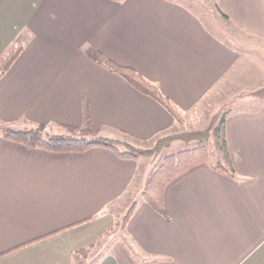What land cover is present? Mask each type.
Segmentation results:
<instances>
[{"label":"crops","instance_id":"1","mask_svg":"<svg viewBox=\"0 0 264 264\" xmlns=\"http://www.w3.org/2000/svg\"><path fill=\"white\" fill-rule=\"evenodd\" d=\"M210 1L256 38V54L182 0H0V58L23 46L0 76V125L141 144L178 129L102 58L156 84L186 122L213 96L237 108L211 128L225 115L234 174L188 170L165 188V215L141 200L158 166L147 157L52 152L0 134V264H74L135 201L125 232L90 264H264V0Z\"/></svg>","mask_w":264,"mask_h":264},{"label":"trees","instance_id":"2","mask_svg":"<svg viewBox=\"0 0 264 264\" xmlns=\"http://www.w3.org/2000/svg\"><path fill=\"white\" fill-rule=\"evenodd\" d=\"M115 1L122 2L124 0ZM222 16L226 19L228 18V16L223 13ZM22 50L23 46H19L7 52L0 58V76H2L13 65ZM100 61L108 68L124 77L140 92L149 95L158 101L173 115L177 123L183 121L182 113L166 96L162 94L156 84L148 81L132 68L118 65L115 62L104 58L100 59ZM224 121L225 115L222 117L219 126L216 128V134H218L217 136L219 137L218 150L221 155H217L216 159H214L215 161L211 159L208 147L200 142L201 139H199L200 143L196 144L193 148H185L165 155L151 174L147 186L141 193V200L150 204L157 212L165 215L166 212L163 203L165 188L188 170L200 164L208 163L220 172L233 175L235 171L227 148ZM0 134L7 139L20 142L30 148H42L52 152H84L93 147L102 146L113 149L123 158H139L143 155V153L138 152L131 145L124 144L117 139L94 137L92 135L72 136L51 134L46 132L42 126L38 128H18L11 125H0ZM137 204L138 202L135 201L128 210L126 216L123 218V232H125L126 223L134 212Z\"/></svg>","mask_w":264,"mask_h":264},{"label":"rangeland","instance_id":"3","mask_svg":"<svg viewBox=\"0 0 264 264\" xmlns=\"http://www.w3.org/2000/svg\"><path fill=\"white\" fill-rule=\"evenodd\" d=\"M188 6L193 8V10L201 16V18L208 24L213 31H220L224 35L232 38L234 41H231L232 44L239 48L245 49L246 53L252 52L256 54V38L251 37L246 33L240 32L234 26L225 22L222 17L218 16L216 11L213 9L212 2L210 0H182ZM246 75H244V84H245V95H248V90H255L256 88V61H252L251 65H246ZM249 69V70H248ZM252 95V93L250 94ZM213 99V100H211ZM225 99L214 100V96L209 98L204 104L200 105L198 112L191 121H183L178 124V129H175L168 135H160L159 137L154 138L146 143H135L132 140L120 136V141L124 144L131 145L138 152L143 153V157H147L146 161L149 165H157L162 160V158L169 154V152H177L185 148H193L196 144L200 142L205 144L211 155V159H216L219 155V137L216 135V128L219 126V121L213 128L217 118L224 112L229 110H236L237 108H231L230 104L227 107H220L219 104L223 103ZM220 120V119H218ZM196 131V132H195ZM198 134V135H196ZM198 139V141H197ZM199 139L201 141L199 142ZM167 143V144H166ZM166 144L163 148L160 146ZM161 147V148H159ZM215 161V160H214ZM117 225L112 230V232L105 236L100 242L92 245L88 250L83 251L78 255L74 264H90L103 253L107 245L111 243V240L123 233V218L122 211H118ZM114 210V211H115ZM127 210V209H126Z\"/></svg>","mask_w":264,"mask_h":264}]
</instances>
